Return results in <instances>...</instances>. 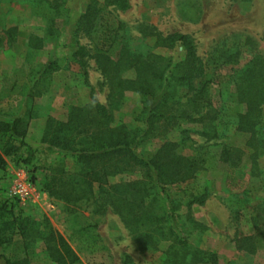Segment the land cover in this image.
I'll return each instance as SVG.
<instances>
[{"label": "rangeland", "instance_id": "1", "mask_svg": "<svg viewBox=\"0 0 264 264\" xmlns=\"http://www.w3.org/2000/svg\"><path fill=\"white\" fill-rule=\"evenodd\" d=\"M90 1H0V32L17 27L16 40L0 48V119H12L27 114L28 110L32 114L27 143L33 149V162L22 161L28 155V151L22 150L18 156L8 158L6 169H0V203L14 206L26 230H16L12 241L0 249L15 264H56L48 256L43 233L53 229L68 237L86 227L100 234L103 248L88 253L74 244L83 264H164L169 242L142 250L111 207L105 213H95L94 206L65 203L42 188L47 166L63 156L59 150L48 149L41 143L49 118L66 121L70 105L91 103L93 96L108 105L109 88L94 60L89 61L87 79L72 58L77 47L76 23ZM99 1L105 6L104 0ZM56 2L60 6L54 10ZM129 3L125 11L104 7L102 26L95 40L83 35L79 37L80 43L90 50L94 45H104L113 56L127 43L134 50L150 51L177 62L185 55L181 45L154 47L155 34L182 32L194 39L206 65L204 79L213 81L214 105L220 110L225 108L216 122L218 135L209 137L208 133L212 134L209 124L156 116V130L139 152L155 153L164 143L171 142L177 144L179 154L199 156L202 168L195 176L180 189H169L181 207L178 220L188 232L189 241L200 249L216 253L219 264H264V248L249 254L237 250L234 241L236 236L254 234L252 217L259 212L256 211L258 204L264 201V105L255 132V145L261 151L256 161L250 145L252 134L237 130L233 123L236 115L244 110L236 97L235 74L255 53L264 56V0H129ZM52 18L56 19L58 29L56 41L46 42L30 53L31 36L43 35ZM110 29L118 30L117 40L112 44L108 40ZM226 53H238L239 63H225ZM54 59L62 68L39 83L42 94L28 98L38 66ZM126 75L134 77L135 72L130 70ZM159 98H149L146 104L139 93L127 92L120 107L113 110L114 123L124 124L131 131H144L148 125L147 107L152 108ZM160 110L167 117L172 113L166 107H159ZM224 147L243 149V161L237 167L232 168L222 160ZM141 177L138 171L126 172L110 176L108 181L114 184ZM95 191L98 192V185ZM164 195L161 192L160 198ZM201 195H206L205 203L189 208V202ZM260 213L264 223V207ZM4 263L0 259V264Z\"/></svg>", "mask_w": 264, "mask_h": 264}, {"label": "trees", "instance_id": "2", "mask_svg": "<svg viewBox=\"0 0 264 264\" xmlns=\"http://www.w3.org/2000/svg\"><path fill=\"white\" fill-rule=\"evenodd\" d=\"M104 2L102 7L99 0H91L80 15L75 31L77 47L72 58L83 69L87 79L89 61L94 60L96 69L109 88L108 105L93 96L91 103L70 105L66 121L49 118L41 143L46 144L48 149L59 150L63 156L47 166L42 188L51 197L65 203L94 206L95 213H105L111 207L130 229L142 250L155 249L161 243L169 242L164 264H219L216 253L191 244L188 232L178 220L177 212L181 207L169 193L171 187L180 189L202 168L200 157L179 154L177 144L171 142L164 143L159 150L148 155L139 152V148L148 136L154 134L156 116L209 124L212 129L209 137H217L216 122L225 108L222 111L214 105L211 93L213 81L204 79L206 65L198 54L194 39L185 33L155 34L154 47L181 45L185 55L177 62L150 51L134 50L127 43H123L115 56L104 45H94L90 50L81 44L79 37L83 35L95 40L102 26L104 7L125 11L130 6L129 0ZM59 6L56 2L53 9L57 10ZM57 30L56 19H50L43 35L31 36L30 53L42 48L46 42L56 41ZM114 30L110 29L112 33H108L111 44L118 36V30ZM16 32L17 27L0 32V48L15 41ZM224 59L225 63H239L238 53H226ZM61 68L57 59L39 65L27 97L42 94L44 91L39 89V83L43 79L48 80ZM130 70L135 72L134 77H127L126 73ZM233 85L239 104L244 106L233 123L237 130L252 134L250 145L254 148L252 157L256 161L261 152L255 145V132L264 105V56L259 53L252 55L235 74ZM181 91L184 92L182 95ZM127 92L139 93L146 104L149 98L160 97L156 105L150 109L147 107L148 125L144 131H131L124 124L114 123L113 110L120 107ZM159 107H166L172 113L167 117L161 110L159 112ZM30 112L28 110L27 114L12 119H0L1 170L7 168L8 158L18 156L22 150L28 151L22 161L26 164L33 162V149L27 143L32 118ZM243 154V149L224 147L221 157L235 168L243 161ZM136 171L142 174L140 179L109 184L110 176ZM95 185H98V192ZM161 192L166 200L160 198ZM205 200L206 195L196 196L189 202V208L194 204L203 205ZM263 207L264 201L258 204L256 211L260 212ZM259 212L252 217L254 234L236 236L237 250L255 254L264 248V223ZM16 230L26 231L24 221L16 215L13 205L1 202L0 249L12 241ZM42 238L49 258L56 264H83L73 248L74 244L88 253H96L103 248L100 234L89 227L70 233L68 237L49 229ZM0 259H4V264H15L1 253Z\"/></svg>", "mask_w": 264, "mask_h": 264}]
</instances>
